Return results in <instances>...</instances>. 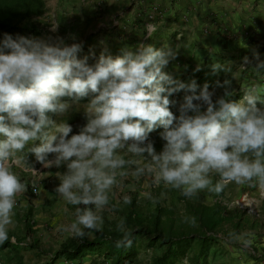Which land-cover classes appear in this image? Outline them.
I'll list each match as a JSON object with an SVG mask.
<instances>
[{"label": "clouds", "instance_id": "clouds-1", "mask_svg": "<svg viewBox=\"0 0 264 264\" xmlns=\"http://www.w3.org/2000/svg\"><path fill=\"white\" fill-rule=\"evenodd\" d=\"M80 51V44L60 37L4 33L0 38V246L15 228V209L27 191L20 171L30 174L33 185L45 176L27 162L28 153L44 168L66 169L55 173L59 183L54 189L64 211L68 205L73 209L74 219L56 227L66 238L83 240L101 232L104 213L131 205L129 193L140 182L145 189L163 186L159 196L140 192L154 204L165 200L168 191L192 201L235 184L253 191L233 201L229 210L242 205L251 214L260 207L264 88L245 86L239 100L226 90L214 100L215 90L207 83L198 88L195 79L183 82L165 71L177 57L169 46L124 45L118 55L102 53L93 63L87 55L79 57ZM254 68L264 72V62ZM181 90L185 94L175 115L170 105L178 102L170 97ZM90 95L85 123L77 132L50 117L69 107L65 97L78 101ZM157 128L163 129L159 152L149 139ZM180 221L197 225L196 216L184 210ZM116 231L115 246L131 248L137 229L120 217ZM222 239L225 247L249 249L255 234L229 231ZM182 264H190V258Z\"/></svg>", "mask_w": 264, "mask_h": 264}, {"label": "crops", "instance_id": "crops-1", "mask_svg": "<svg viewBox=\"0 0 264 264\" xmlns=\"http://www.w3.org/2000/svg\"><path fill=\"white\" fill-rule=\"evenodd\" d=\"M44 2L49 16H56L58 21L67 23L68 26H63L65 29L73 30L69 34H79L84 30L88 31L85 32L87 35L98 32L102 38L108 39L107 46H99V50L95 51L113 56L119 54L118 49H113L118 47L113 37L122 38L120 43H129L130 46L149 44L154 35L159 34L158 39L171 35V32H167L170 28L178 38L189 37L194 44L199 43L207 47L204 52H210L212 39H227L230 35H238L246 29L264 28V0H44ZM153 29L155 32L148 36L147 32ZM157 41L160 42L157 47L164 45L162 40ZM216 51L222 49H215L214 53ZM67 103L69 107L64 112L51 116L56 123H67L75 113L85 114L89 101L74 100ZM33 167L43 172L42 175L45 176L42 180L37 178L35 185L31 179L28 180L29 175L21 176L28 185L27 191L18 200L19 212L21 216L23 215L21 229L23 236L32 235L34 241L38 240L40 246L52 254L48 260L40 263L46 264L68 239L57 232L56 227L74 219L70 215L73 209L68 205L69 211L65 212L63 201L54 191L59 183L55 173L65 171V167L44 168L36 159L33 161ZM143 187V182H140V188ZM33 188H36L34 193ZM27 221L30 232H27ZM8 247L13 252L14 264H23L22 252L28 249H24L12 237L6 241L5 248ZM90 255L96 256L85 251L80 261H89ZM17 259L21 261L17 262ZM67 263H79V259L66 260L59 256L52 262Z\"/></svg>", "mask_w": 264, "mask_h": 264}, {"label": "rangeland", "instance_id": "rangeland-1", "mask_svg": "<svg viewBox=\"0 0 264 264\" xmlns=\"http://www.w3.org/2000/svg\"><path fill=\"white\" fill-rule=\"evenodd\" d=\"M48 10H45L44 13L40 16L32 17L29 20H25L19 26V31L16 34H21L25 36H34V37H52L53 39L60 37L65 40L66 43L72 42H86L90 45V53L87 55L89 57V63L95 62L96 59L102 53H97L95 50H99V46H107L109 40L102 38L98 32L86 34L82 31L79 34L71 35L69 32L73 30L65 29L63 26H68L66 22L58 21L56 16H49ZM47 18V21L43 19ZM50 19L52 22H50ZM56 19V20H55ZM52 24H56V30H52ZM94 29V28H93ZM95 30V29H94ZM171 32V35H165L164 38L158 39L157 35L152 37V40L149 41V44L153 45L155 48H163L169 46L177 50V57L175 60L170 61L169 65L165 70H172L175 76H181L186 68H193L194 71L191 72V77L196 73L202 71L203 68H215V65H223L225 68H228L233 73V78L229 85L220 86L212 83L209 85V90H215L216 95L213 97L215 100L216 96L224 95L225 91H239L243 95V87L251 86L253 84L259 85L264 88V72H258L253 66L254 59L258 53V48L264 46V28L258 27L255 29H246L238 35H230L227 39H212V44L209 46L212 49L210 52H204L207 47L201 46V44H194L189 37L178 38L172 29H168ZM90 31V30H89ZM174 33V34H173ZM86 35V36H84ZM94 35V37H93ZM89 36V37H88ZM92 36V38H91ZM170 37V39H168ZM172 38V39H171ZM174 38V39H173ZM178 38V39H177ZM114 43L118 47L113 49H120L124 45H129V43L121 42L122 38H112ZM157 40H162L164 45L160 47ZM120 46V47H119ZM215 49H222V51H216ZM239 51L248 52L243 55H239ZM96 54V55H95ZM112 55V54H111ZM223 55V56H219ZM79 57H83L82 51L78 53ZM252 56V57H251ZM247 57L249 63H244V58ZM212 60V62H210ZM264 71V70H262ZM213 80V77L211 78ZM184 91L181 90L178 93H174L170 97V100L174 99L178 103L177 105H170V110L173 111L175 115H178V104L182 102ZM239 97V99L242 97ZM237 99V100H239ZM66 102H73L72 98L65 97ZM84 102L83 100H79ZM259 106V105H258ZM72 107H74L72 105ZM55 113H49L50 117ZM158 152L160 150H157ZM27 162L33 166V161L35 156L32 153L27 154ZM37 169V168H35ZM19 171V169H18ZM21 176L29 175L28 180H32V177L28 173L20 171ZM36 189V188H35ZM141 191H151L154 196H159L163 189V186L152 187L149 189L140 188V183L136 185V191L130 192L129 195L132 197V201L135 203L137 210L143 215L150 213L156 204L152 203L150 200L142 198L140 196ZM253 190H249L246 186H238L235 184H229L223 192L220 194L215 193H201L198 199L192 200L196 203H213L215 201L220 202L223 206L232 204L233 201L240 198L242 195L247 194ZM36 192V191H35ZM34 193V191H33ZM182 197L178 191H168L167 198L160 202L163 206H169L173 208L175 212L179 213L181 210L185 211L184 202L181 200ZM185 199V198H184ZM19 201L18 206L15 209V228L10 231L9 238H14L24 249H28L26 252H22L24 259L23 264H40L41 261L48 260L52 254H49L47 250L40 246L38 240L34 241L32 235L23 236L22 231V219L21 212H19ZM127 208V206H121L118 209L113 211H106L104 213V226L112 225L111 222H114L122 217V211ZM229 210V207H228ZM230 214H236L241 216L244 219H247L248 222L244 224V227L239 229H234L233 222H226L220 229L217 230V235L219 236L218 242L213 243L209 248V254L206 259V264H264V202L261 203L258 209L249 213V209L244 206H238L229 210ZM20 215V216H18ZM256 220V221H255ZM229 231L236 232H252L255 234V240L253 246L249 249L240 248L238 245H231L225 247L222 236H226ZM95 235V232L89 233L87 239H91ZM69 239V238H68ZM6 242L0 246V264H14V255L11 249L5 248ZM140 247V252L135 264H150L152 257L161 253L163 247L159 248L155 246H146L145 243L138 245ZM197 250L195 244L189 248L185 255H183L179 260L172 264H182V261L185 257L190 258V264H196L194 254ZM89 261L85 260L79 263L72 264H109V261H103L102 257L90 255L88 257ZM204 262L202 261V264ZM68 264V263H67ZM70 264V263H69Z\"/></svg>", "mask_w": 264, "mask_h": 264}, {"label": "trees", "instance_id": "trees-1", "mask_svg": "<svg viewBox=\"0 0 264 264\" xmlns=\"http://www.w3.org/2000/svg\"><path fill=\"white\" fill-rule=\"evenodd\" d=\"M44 11V0H0V38L4 33L15 36L22 22L40 16ZM72 43L81 45L83 55L90 53V45L86 42ZM257 51L259 55L253 58V67L258 62H264V46L259 47ZM238 53L243 55L248 52L239 51ZM165 71L169 72L174 79L183 82L195 79L198 88L203 87L206 83L208 85L214 83L215 85L226 86L224 82H231L233 78V73L223 65H220L219 68H203L201 72L196 73L193 77H191V72L194 71L193 68H186L181 76H175L172 70ZM212 77L213 80H211ZM228 92L233 100L239 99L242 95V92L239 91ZM90 99L91 95L81 98L83 101H90ZM67 123L73 126V132H77L78 126L85 123V114L75 113ZM161 131H163L162 128H157L149 137L153 141L156 150H161L164 143L160 138ZM181 200L184 202L185 211L196 216L197 225L195 227L181 223L180 214L169 206L158 203L150 213L143 215L137 210L135 203L132 201V204L121 212L128 225L137 229L131 248L121 249L115 246V240L119 238V233L116 231V221H114L111 222L112 225L104 226L101 232H95V236L91 239H67L46 264H52L59 256H63L66 260L79 259L80 262L85 251L102 257L103 261L108 260L109 264H135L140 252L138 245L143 242L146 246L163 247L161 253L152 257L150 264H172L185 255L193 244L197 247L194 254L196 264H202V261L203 264H206L210 246L218 242L219 239L217 230L226 222L234 221V229L244 227V224L248 222L241 214H230L228 207L217 201L207 204L192 202L184 198ZM26 226L27 232H30L28 221ZM20 259H17V262H20Z\"/></svg>", "mask_w": 264, "mask_h": 264}, {"label": "built area", "instance_id": "built-area-1", "mask_svg": "<svg viewBox=\"0 0 264 264\" xmlns=\"http://www.w3.org/2000/svg\"><path fill=\"white\" fill-rule=\"evenodd\" d=\"M33 191L35 192V191H36V189H35V188H33Z\"/></svg>", "mask_w": 264, "mask_h": 264}]
</instances>
